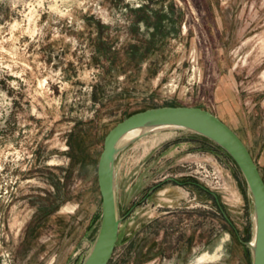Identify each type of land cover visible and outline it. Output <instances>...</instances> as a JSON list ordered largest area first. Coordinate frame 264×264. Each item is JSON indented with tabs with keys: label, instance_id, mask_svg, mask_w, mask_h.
<instances>
[{
	"label": "rangeland",
	"instance_id": "obj_1",
	"mask_svg": "<svg viewBox=\"0 0 264 264\" xmlns=\"http://www.w3.org/2000/svg\"><path fill=\"white\" fill-rule=\"evenodd\" d=\"M164 105L216 114L264 179V0H0V264H81L100 224L104 136ZM235 164L181 128L126 143L107 264H252ZM188 178L204 192L169 180Z\"/></svg>",
	"mask_w": 264,
	"mask_h": 264
},
{
	"label": "water",
	"instance_id": "obj_2",
	"mask_svg": "<svg viewBox=\"0 0 264 264\" xmlns=\"http://www.w3.org/2000/svg\"><path fill=\"white\" fill-rule=\"evenodd\" d=\"M157 126H175L198 133L219 145L236 163L251 193L254 212V243L249 246L252 264H264V179L259 167L240 136L213 112L188 105L149 107L126 116L111 127L103 139L96 165L101 196V218L93 243L81 264H107L115 248L121 218L118 216L114 161L128 142L152 132L150 129L122 143L128 131Z\"/></svg>",
	"mask_w": 264,
	"mask_h": 264
},
{
	"label": "bare ground",
	"instance_id": "obj_3",
	"mask_svg": "<svg viewBox=\"0 0 264 264\" xmlns=\"http://www.w3.org/2000/svg\"><path fill=\"white\" fill-rule=\"evenodd\" d=\"M160 128H177V127H175V126H157V127H154V128H148V127H147V128H146V127L135 128V129H132V130L128 131L127 133H125V134L122 136L121 141H119V142L122 143V142H124V141H126V140H129V139H131V138L137 136L138 134H140V133H142V132H144V131H147V129H148V130H150V129H152V130H157V129H160ZM252 228H253V227H252ZM253 229H254V228H253ZM253 233H254V230H253ZM250 243H251V244L254 243V234H253V236H252V239H251ZM215 255H216V253H214V251H213V253H210V252L206 251V252L202 253V254L198 257V259H199V260L213 259Z\"/></svg>",
	"mask_w": 264,
	"mask_h": 264
},
{
	"label": "flooded vegetation",
	"instance_id": "obj_4",
	"mask_svg": "<svg viewBox=\"0 0 264 264\" xmlns=\"http://www.w3.org/2000/svg\"><path fill=\"white\" fill-rule=\"evenodd\" d=\"M169 180H172V181H175V183L176 184H183V183H186V185L187 186H191V187H193V188H196V189H198V190H202V192H204V188H203V186L200 184V183H198L197 181H195V180H193V179H191V178H188L187 180H185V182H183V181H181L180 179H177V180H175V179H169ZM168 179L167 180H163V181H161V182H158V183H156V184H154L150 189H151V193L152 192H154V191H156L158 188H160L165 182H168L169 181ZM157 205L158 206H162L161 204H159V203H157ZM169 210H164V211H162V212H168ZM160 228H163L162 226H159L158 224L155 226V230L156 231H159L160 230ZM164 233V232H163Z\"/></svg>",
	"mask_w": 264,
	"mask_h": 264
},
{
	"label": "trees",
	"instance_id": "obj_5",
	"mask_svg": "<svg viewBox=\"0 0 264 264\" xmlns=\"http://www.w3.org/2000/svg\"><path fill=\"white\" fill-rule=\"evenodd\" d=\"M141 10V9H139ZM155 27H157V25H155ZM103 49V48H102ZM106 49V48H104ZM103 54H106V52H104ZM134 113V112H133ZM215 146H217L218 149L222 150L225 154H227L219 145H217L216 143H214ZM228 155V154H227ZM229 156V155H228ZM230 157V156H229ZM233 160V159H232Z\"/></svg>",
	"mask_w": 264,
	"mask_h": 264
}]
</instances>
